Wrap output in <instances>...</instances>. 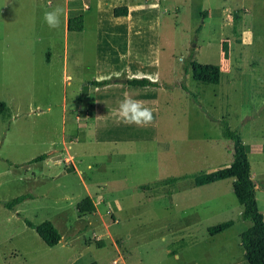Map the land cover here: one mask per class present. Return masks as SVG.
Masks as SVG:
<instances>
[{"label":"rangeland","instance_id":"obj_1","mask_svg":"<svg viewBox=\"0 0 264 264\" xmlns=\"http://www.w3.org/2000/svg\"><path fill=\"white\" fill-rule=\"evenodd\" d=\"M119 1L69 0L84 29L68 33L66 0H0V264H248L233 178L194 176L232 163L226 119L264 216V0H139L131 41L106 15ZM56 8L49 27L43 13ZM191 60L219 64L220 82L196 80ZM134 76L159 85L88 83ZM125 97L153 119L124 123ZM86 197L93 211L80 210ZM26 219L51 220L62 240L48 245Z\"/></svg>","mask_w":264,"mask_h":264},{"label":"trees","instance_id":"obj_2","mask_svg":"<svg viewBox=\"0 0 264 264\" xmlns=\"http://www.w3.org/2000/svg\"><path fill=\"white\" fill-rule=\"evenodd\" d=\"M126 6L115 8V15L121 16L127 14ZM84 26L83 15H75L68 20L69 31H82ZM201 27L198 28V31ZM189 64L193 69V76L196 80L204 83H219L221 79V67L219 64L201 63L191 60ZM186 72L189 68L186 67ZM112 82L110 78L93 79L89 84L98 87L108 85ZM128 84L137 87L158 86V81L149 77H130ZM7 103L0 100V114L7 110ZM222 133L225 137L234 141L233 161L225 168L210 171L205 174L199 173L194 176L196 185H205L227 178H233V190L242 205L241 218L249 222V226L241 233V244L244 248L245 259L248 264H264V216L259 209L256 183L251 174L250 162L246 156V149L241 141V135L237 129H233L226 119L222 120ZM46 155H39L33 161H41L46 159ZM32 194L24 193L18 195L6 202L4 205L10 209L15 208L24 200L31 198ZM79 208L81 211H93L95 209L94 202L91 197L83 199ZM235 223L234 220H227L208 228L209 234L214 235L228 229ZM26 224L34 228L41 238L50 246L58 244L62 240V234L51 220H45L41 223H35L30 219H26Z\"/></svg>","mask_w":264,"mask_h":264},{"label":"crops","instance_id":"obj_3","mask_svg":"<svg viewBox=\"0 0 264 264\" xmlns=\"http://www.w3.org/2000/svg\"><path fill=\"white\" fill-rule=\"evenodd\" d=\"M66 1H67V5H66L65 14H64V21H65L66 32L69 33L68 20L72 16L79 15V12H78V8L71 5L69 0H66ZM140 3L141 2L139 0H120L119 4L117 6H116V3H112V2L105 3L107 18L109 20H113L112 24L119 26L121 29H123V33H124L123 35L124 36L122 35L123 36L122 39L125 38L126 40L131 41L134 34L138 33V29L141 30L142 28H144L143 27L144 22L141 20V15L143 14L144 9L141 7ZM89 4H90V2L88 3V8H86V9L90 8ZM119 6H126L128 9L127 14L121 15V16H116L114 11H115V8H117ZM155 8H157V7H155ZM159 9H161V4L159 6ZM84 12H85V10H84ZM82 15H83V19H84V13ZM83 29H84V26H83ZM115 41L116 40H114V42ZM134 77H138V76H134ZM139 77H142V76H139ZM115 78H113V79H115ZM112 82H114V81L112 80ZM115 83L128 84V83L114 82V84H110V85L108 84L106 86L110 87V88H117V89L121 88L123 86V85H117ZM129 86H131V85H129ZM251 174H252V177L254 179L253 173H251ZM254 181H255V179H254ZM255 183H256V181H255ZM259 188H261V187H259V185L256 183V191ZM256 195H257V192H256ZM177 256H179V255H177ZM239 264H244V262L239 263Z\"/></svg>","mask_w":264,"mask_h":264},{"label":"clouds","instance_id":"obj_4","mask_svg":"<svg viewBox=\"0 0 264 264\" xmlns=\"http://www.w3.org/2000/svg\"><path fill=\"white\" fill-rule=\"evenodd\" d=\"M60 8H56L43 13V20L49 27H56L59 23L61 13ZM120 114L124 123L147 124L153 119L152 110L143 106L139 101L125 97L120 104Z\"/></svg>","mask_w":264,"mask_h":264},{"label":"water","instance_id":"obj_5","mask_svg":"<svg viewBox=\"0 0 264 264\" xmlns=\"http://www.w3.org/2000/svg\"><path fill=\"white\" fill-rule=\"evenodd\" d=\"M114 82H120V83H128V79L126 77H117L113 79Z\"/></svg>","mask_w":264,"mask_h":264}]
</instances>
